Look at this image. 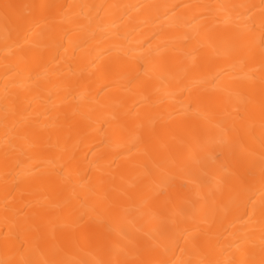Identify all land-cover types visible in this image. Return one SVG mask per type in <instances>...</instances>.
I'll list each match as a JSON object with an SVG mask.
<instances>
[{"label":"bare ground","instance_id":"obj_1","mask_svg":"<svg viewBox=\"0 0 264 264\" xmlns=\"http://www.w3.org/2000/svg\"><path fill=\"white\" fill-rule=\"evenodd\" d=\"M0 264H264V0H0Z\"/></svg>","mask_w":264,"mask_h":264}]
</instances>
